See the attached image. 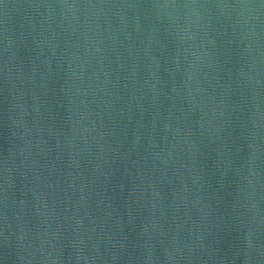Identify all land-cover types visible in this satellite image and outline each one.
<instances>
[{"label":"water","instance_id":"1","mask_svg":"<svg viewBox=\"0 0 264 264\" xmlns=\"http://www.w3.org/2000/svg\"><path fill=\"white\" fill-rule=\"evenodd\" d=\"M0 264H264V0H0Z\"/></svg>","mask_w":264,"mask_h":264}]
</instances>
